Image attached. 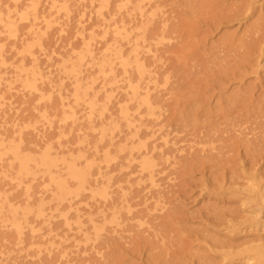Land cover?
<instances>
[{
	"label": "rangeland",
	"instance_id": "1",
	"mask_svg": "<svg viewBox=\"0 0 264 264\" xmlns=\"http://www.w3.org/2000/svg\"><path fill=\"white\" fill-rule=\"evenodd\" d=\"M0 264H264V0H0Z\"/></svg>",
	"mask_w": 264,
	"mask_h": 264
},
{
	"label": "bare ground",
	"instance_id": "2",
	"mask_svg": "<svg viewBox=\"0 0 264 264\" xmlns=\"http://www.w3.org/2000/svg\"><path fill=\"white\" fill-rule=\"evenodd\" d=\"M145 63V62H144ZM137 68H138V71L140 72V73H142L143 71H145V69H144V65L142 64V63H137ZM135 80V79H134ZM133 90H136V89H133ZM134 93V96H137V93H136V91H134L133 92ZM152 97V96H151ZM150 97V98H151ZM143 103H146L149 107H151V102L149 101V99H147V98H144L143 99ZM153 103H154V101H153ZM144 110V109H143ZM142 154V153H141ZM146 165H147V167L148 168H150V166L151 165H148V163H146ZM146 167V166H145ZM119 199V198H118ZM133 205V204H132ZM121 217H124V216H121ZM130 218V217H129ZM134 219V218H133ZM126 220V219H125ZM100 222V221H99ZM108 229V228H107ZM103 235V234H102ZM106 235V234H105ZM107 237V236H106ZM103 239V238H102ZM110 239V238H109ZM108 239V237H107V240H109ZM104 240V239H103ZM103 243H106V242H102V244ZM96 246V245H95ZM51 258V257H50ZM51 260V259H50Z\"/></svg>",
	"mask_w": 264,
	"mask_h": 264
}]
</instances>
